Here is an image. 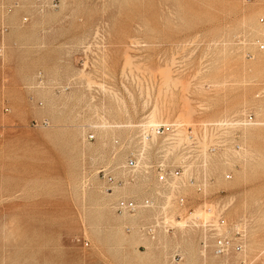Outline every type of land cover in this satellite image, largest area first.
Segmentation results:
<instances>
[{"label":"rangeland","instance_id":"rangeland-1","mask_svg":"<svg viewBox=\"0 0 264 264\" xmlns=\"http://www.w3.org/2000/svg\"><path fill=\"white\" fill-rule=\"evenodd\" d=\"M261 17L264 0H0V264H264ZM152 112L198 148L165 152L186 165L168 190L148 171L161 139L124 169ZM218 237L242 250L215 256Z\"/></svg>","mask_w":264,"mask_h":264},{"label":"built area","instance_id":"built-area-1","mask_svg":"<svg viewBox=\"0 0 264 264\" xmlns=\"http://www.w3.org/2000/svg\"><path fill=\"white\" fill-rule=\"evenodd\" d=\"M259 22L261 26H264V18H260ZM1 33H3V29L0 30ZM257 47L259 51H264V34H262V39L257 41ZM2 53V46L0 44V54ZM247 121H250L251 118L248 116L246 117ZM177 132H178V126L175 124H159L157 126L152 127L151 129L147 130L145 126L138 127L136 130V136L135 141L138 146L141 145L142 141L144 140H150L152 137V134L157 137L158 139H161L166 144L162 145L161 143L156 146L153 151H155L156 154V161L154 163H151L148 166V171L154 176L157 184L159 185L161 190H168L173 183L177 179H179L183 175V171L186 167L185 162L181 161L176 165H169L167 163V157L165 156L167 154V149L165 146H167L170 143H174L177 140ZM190 141L192 139L191 136ZM93 137H89L88 139H92ZM209 147L210 151H214L215 147L211 148ZM175 152L177 154H189L191 152L198 153V148L196 147H187V145L183 146H177L174 148V150H169V153ZM166 152V154H165ZM143 151L140 150H134L130 151L128 154V157L126 159V163L124 165V169L127 172L133 173L134 171H137L138 168H140V163L142 162L143 158ZM98 174L102 177V179L105 181L107 185H113L115 183L114 177L112 176L111 172L109 170H100L98 171ZM227 179H229V176H227ZM200 191V190H199ZM184 198L180 195L176 197V203L179 207L184 206ZM144 210H150L155 208L154 201L150 198L144 199L140 204H138L135 200L132 199H119L114 204V209L119 214H128V215H134L137 210L139 209ZM159 222L157 220L151 221L147 224L142 225L138 230L146 238L152 239L156 233V231L160 228ZM163 224V223H161ZM126 232H130L131 228L126 227ZM87 245V244H85ZM209 247V243L207 241L202 242V248L205 250ZM231 250H234L235 252H240L242 250V245H232V242L225 237H218L214 240L212 245V251L215 256H225L228 254ZM180 257L178 254L173 255V261L178 260Z\"/></svg>","mask_w":264,"mask_h":264},{"label":"bare ground","instance_id":"bare-ground-1","mask_svg":"<svg viewBox=\"0 0 264 264\" xmlns=\"http://www.w3.org/2000/svg\"><path fill=\"white\" fill-rule=\"evenodd\" d=\"M261 18H264V17H261ZM259 22V21H258ZM259 24H260V22H259ZM261 25V24H260ZM262 28H264V26H261ZM256 30V29H255ZM257 49H258V47H257ZM188 109V108H187ZM154 111H156V110H154ZM190 111V112H189ZM183 112V111H182ZM189 113H193V112H191V110L189 109L188 110V113H187V110H186V114H187V116L188 117H190V115H189ZM186 114L185 113H180V118H183V116L185 115V118H187V116H186ZM102 117V116H101ZM100 119V118H99ZM187 119H190V118H187ZM227 120V119H226ZM102 121V120H101ZM186 121V120H185ZM189 121V120H188ZM191 121V120H190ZM183 122V121H182ZM223 121H221L220 123H222ZM225 122V121H224ZM106 123H107V121H106ZM219 123V122H218ZM157 125H159V124H157V121H156V117H155V113L154 112H152L151 113V115L149 116V118H148V121H146V123H145V126H146V128H147V130H149V129H151L152 127H154V126H157ZM177 125V124H176ZM178 125H181V124H178ZM100 127V126H99ZM103 128V127H102ZM104 129V128H103ZM155 138H157V137H155L153 134H152V137H151V139L150 140H144V141H142V143H141V145L139 146V150L140 151H143V153H144V155H145V153H147V151L148 150H150V144H151V142L155 139ZM190 139V137L188 136L187 138H186V140H189ZM194 140V139H193ZM177 141V140H176ZM176 141L174 142V143H170V144H168L167 146H165V148L167 149V152L169 153V150H174V148H176L177 146H175V143H176ZM163 143H161L162 145H165L166 143L164 142V141H162ZM245 154H246V151H245ZM135 172V171H134ZM175 183H173L172 185H171V187L172 188H174L175 187V185H174ZM172 190V189H171ZM170 195V194H169ZM170 198V196L168 197V199ZM163 209V208H162ZM122 215H128V214H122ZM190 215H192L193 216V219H199V218H201V214H200V211H197V212H195V214H190ZM129 216H133V215H129ZM203 217V216H202ZM210 217V216H209ZM206 218H208V217H206ZM172 221H174V223L176 224V226H179L180 227V229L182 230L183 229V227L185 226V224H186V222H187V220H186V222H185V220H184V222H183V219H182V221H175V220H173L172 219ZM217 222V221H216ZM174 224V225H175ZM166 231V230H165ZM255 258V257H254Z\"/></svg>","mask_w":264,"mask_h":264}]
</instances>
